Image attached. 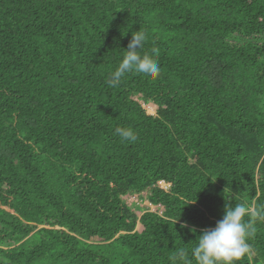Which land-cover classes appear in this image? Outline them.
I'll return each mask as SVG.
<instances>
[{
    "label": "trees",
    "instance_id": "obj_1",
    "mask_svg": "<svg viewBox=\"0 0 264 264\" xmlns=\"http://www.w3.org/2000/svg\"><path fill=\"white\" fill-rule=\"evenodd\" d=\"M139 29L159 78L110 86ZM238 203L264 206V0H0V264H173Z\"/></svg>",
    "mask_w": 264,
    "mask_h": 264
},
{
    "label": "clouds",
    "instance_id": "obj_2",
    "mask_svg": "<svg viewBox=\"0 0 264 264\" xmlns=\"http://www.w3.org/2000/svg\"><path fill=\"white\" fill-rule=\"evenodd\" d=\"M4 21L2 20L1 23ZM145 41L146 33L143 30L139 29L135 35L132 34L126 53L108 81L110 86H117L126 74L133 71L151 80L159 78L161 68L158 61L151 55H141L138 51L143 49ZM115 134L123 141L135 142L136 140L134 132L129 128L117 127ZM127 193L135 194V200L143 199V202H146L151 209L146 191ZM245 217L250 219L246 220ZM257 223L264 224V206L252 207L243 203L235 204V206L226 204L224 215L215 227L204 229L197 236L196 243L190 252L186 249L177 251L172 257V262L173 264H238L245 256L251 259L253 249L249 240L255 235ZM187 227V223L181 225V228ZM189 230L193 233L196 231L195 228Z\"/></svg>",
    "mask_w": 264,
    "mask_h": 264
},
{
    "label": "rangeland",
    "instance_id": "obj_3",
    "mask_svg": "<svg viewBox=\"0 0 264 264\" xmlns=\"http://www.w3.org/2000/svg\"><path fill=\"white\" fill-rule=\"evenodd\" d=\"M142 104H143L144 108L146 109V111L148 113L154 112L155 106L151 102L150 103L149 102L142 103ZM143 201H144L143 199L138 198L137 200H135L133 202L127 201L126 203L129 204V205L130 204L134 205L133 208H134L135 214L139 215L141 213V210L139 208H137V207L145 206L144 204H146V202L144 203ZM154 208H159V206H154L152 209H154ZM136 227H137V230H140L141 229L140 223H137Z\"/></svg>",
    "mask_w": 264,
    "mask_h": 264
},
{
    "label": "built area",
    "instance_id": "obj_4",
    "mask_svg": "<svg viewBox=\"0 0 264 264\" xmlns=\"http://www.w3.org/2000/svg\"><path fill=\"white\" fill-rule=\"evenodd\" d=\"M156 185L157 186H159L160 188H162V189H168V187H169V183H167V182H165L164 180H162V179H159V180H157L156 181ZM125 201H131V200H135L136 199V195L135 194H130V193H127V194H124L123 196H121ZM150 205V204H149ZM155 206H159V208H154V209H152L154 206H152V205H150V208L152 209V210H155V209H157V211H160L161 212V210H162V206H160V205H155Z\"/></svg>",
    "mask_w": 264,
    "mask_h": 264
}]
</instances>
